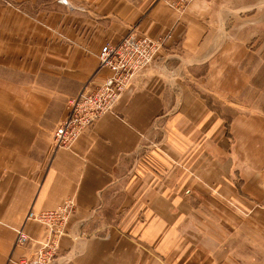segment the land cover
Instances as JSON below:
<instances>
[{
  "label": "crops",
  "instance_id": "0c3cea01",
  "mask_svg": "<svg viewBox=\"0 0 264 264\" xmlns=\"http://www.w3.org/2000/svg\"><path fill=\"white\" fill-rule=\"evenodd\" d=\"M66 1L0 0V264L32 255L18 229L43 238L30 215L69 201L55 264H255L210 240L218 220H264V115L242 111L264 0ZM129 34L169 38L112 112L55 150L69 101L110 75L102 47Z\"/></svg>",
  "mask_w": 264,
  "mask_h": 264
},
{
  "label": "built area",
  "instance_id": "2783aa9c",
  "mask_svg": "<svg viewBox=\"0 0 264 264\" xmlns=\"http://www.w3.org/2000/svg\"><path fill=\"white\" fill-rule=\"evenodd\" d=\"M188 4L192 0H180ZM61 3V2H60ZM63 1L61 4H66ZM169 37L150 39L147 36L129 34L116 44L105 45L98 55L100 68L110 72L108 79L93 93H81L69 101L67 118L54 133V149L68 150L78 141L82 133L96 121L113 111L115 104L132 88L138 74L149 69L163 49ZM74 202L69 201L53 211L30 215L45 228L41 241L33 240L24 229H18L17 246L33 248L32 255L10 260L11 264H55L59 257L61 238L65 235Z\"/></svg>",
  "mask_w": 264,
  "mask_h": 264
},
{
  "label": "rangeland",
  "instance_id": "374dc122",
  "mask_svg": "<svg viewBox=\"0 0 264 264\" xmlns=\"http://www.w3.org/2000/svg\"><path fill=\"white\" fill-rule=\"evenodd\" d=\"M63 1L65 0H60L61 3ZM64 5H67V3ZM246 46L248 55H246L245 66L248 75L247 86L249 90L246 97V104L248 105L242 108V111H246L247 113L257 112L264 115V40L261 41L260 39V41H255L253 44H248ZM262 176L261 180L264 182V174ZM260 193L263 198L261 202L264 204V187L261 189ZM262 208H264V206ZM257 210L264 212V210L258 207ZM246 218H250L249 215L246 214ZM240 220L242 221L243 219L240 218ZM218 221L217 237L222 238L210 240L212 249L215 245L219 248L220 243L224 240L223 237H227L222 245L229 247L230 255L236 260H240L243 263L246 260H254L255 264H264V220H251L245 223L240 232L231 228L233 227L231 222Z\"/></svg>",
  "mask_w": 264,
  "mask_h": 264
}]
</instances>
